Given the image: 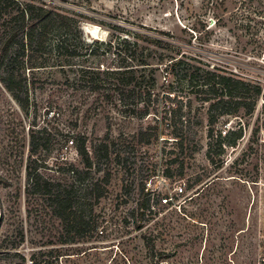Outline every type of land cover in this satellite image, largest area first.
<instances>
[{"label": "rangeland", "instance_id": "obj_1", "mask_svg": "<svg viewBox=\"0 0 264 264\" xmlns=\"http://www.w3.org/2000/svg\"><path fill=\"white\" fill-rule=\"evenodd\" d=\"M34 1L80 21L79 51L18 58L13 89L0 76V264H264V0ZM117 37L156 76L119 67ZM170 50L261 85L255 108L210 137V104L157 67ZM131 65L146 114L117 91Z\"/></svg>", "mask_w": 264, "mask_h": 264}, {"label": "trees", "instance_id": "obj_2", "mask_svg": "<svg viewBox=\"0 0 264 264\" xmlns=\"http://www.w3.org/2000/svg\"><path fill=\"white\" fill-rule=\"evenodd\" d=\"M78 29H80V21L74 15L59 7H51L46 3L34 0H0L1 79L7 84L8 88L13 89L11 84L14 83V80L11 77L4 78L3 76H16L17 72L11 65L18 58L25 57L31 52L32 54L39 53L42 57L49 54L67 57L77 56L79 46L72 36L75 35L74 31ZM166 34L170 35L169 33ZM163 41L168 47L175 46L173 39L169 37ZM130 48H134V52L128 54L127 50H130ZM111 49H114L113 53L121 58L119 67H125L127 65L125 62L129 59L131 64L134 63L133 65L151 66L150 76H156L157 69L148 62L147 56H143L139 52L138 41L129 40L128 37H117L115 41L111 42L110 51ZM158 61L157 67H162V71L169 76H173L175 81L184 83L189 94H195L203 102L210 104L208 110L210 137L213 135L214 125L220 118L236 115L241 109L251 113L252 109L255 108L256 96L263 91L261 85L249 81L241 74L225 70L216 65L212 66L179 50L175 53L170 50L168 54H160ZM133 65H131L129 78L121 79L119 84L121 87L119 86L117 91H119L122 101L130 98L134 99L129 104L132 106L129 111L134 115L141 109L139 103L143 104L142 110L146 114L150 110L154 94L149 90L145 101L135 100L137 99L136 85L139 84V76H145V73H141V70L133 67ZM3 66L4 71L1 70ZM97 73L125 76L128 71L120 68ZM131 85L133 87L127 90V87ZM173 88V83L165 87L166 101L172 102ZM176 106L178 107V104ZM180 110L181 106L178 109L172 108L175 114L169 118L168 127L178 128V122L182 121V117L178 116L176 111ZM167 111L171 112V107ZM240 138L241 134L231 132L228 144L233 146ZM208 158L211 162L217 163L212 156L211 147L208 151ZM61 196L63 200H60L59 204L70 197L69 193L65 196L57 195V197ZM70 207L71 205H69ZM147 244L150 249H154L153 244L150 245L149 242ZM33 263L39 264L38 261H33Z\"/></svg>", "mask_w": 264, "mask_h": 264}, {"label": "built area", "instance_id": "obj_3", "mask_svg": "<svg viewBox=\"0 0 264 264\" xmlns=\"http://www.w3.org/2000/svg\"><path fill=\"white\" fill-rule=\"evenodd\" d=\"M71 143H73V140H71Z\"/></svg>", "mask_w": 264, "mask_h": 264}]
</instances>
